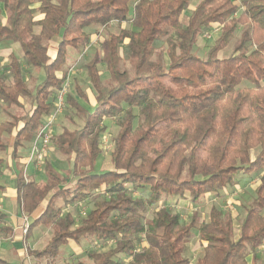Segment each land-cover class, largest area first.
<instances>
[{
	"label": "trees",
	"instance_id": "16d2710c",
	"mask_svg": "<svg viewBox=\"0 0 264 264\" xmlns=\"http://www.w3.org/2000/svg\"><path fill=\"white\" fill-rule=\"evenodd\" d=\"M190 4L0 0V42L19 43L25 64L44 76L32 87L14 53L6 66L11 82L0 72V108H25L22 99L29 104L24 114L0 123V151L13 158L34 141L69 82V47L90 46L86 29L91 26L127 23L109 33L101 53L85 64L82 74L92 85L94 103L72 80L73 91L91 108L70 90L64 95L65 109L83 118L80 128L64 129L51 140V147L72 164L67 174L44 160L45 181H27L21 171L16 176L18 204L32 218L25 237L40 224L53 229L42 250H30L35 264L42 258L55 261L63 246L85 238L116 241L108 250L88 251L91 264H121L119 254L128 256V264H192L185 251L195 229L204 248L196 264H264L259 262L264 174L238 229L231 211L215 206L200 223L196 213L185 222L167 207L156 209L162 198L197 203L222 195L237 183L239 172H264V0H201L185 16ZM216 26L214 45L199 56L194 52L198 37ZM55 38L59 42L53 50ZM233 42L231 53L220 56ZM105 119H115L120 127L110 152L113 168L95 172ZM4 162L0 156V168ZM82 202L94 208L75 226L74 216L63 211ZM149 207L154 208L151 218ZM6 217L0 210V222ZM0 264L10 263L0 259Z\"/></svg>",
	"mask_w": 264,
	"mask_h": 264
},
{
	"label": "rangeland",
	"instance_id": "374dc122",
	"mask_svg": "<svg viewBox=\"0 0 264 264\" xmlns=\"http://www.w3.org/2000/svg\"><path fill=\"white\" fill-rule=\"evenodd\" d=\"M201 0H191L190 8L185 13V16H188L190 11L196 7V5ZM93 28L90 29V34L92 36V44L89 47H69V60L68 64L70 67L68 73V89L71 93L76 97V99L83 104L85 107H91L90 104L87 103L86 100L82 99L81 97L77 96L75 91L72 88V80L73 78L77 79L79 85L83 88L86 95H88L91 103H94V90L92 85L87 82L82 74L83 70L85 69V64L89 62L95 53H101V42L107 37L109 33H118L121 27H127V23H123L122 25L118 22H112L108 27L103 26H92ZM89 31V28L87 29ZM242 26L236 32V38L241 35ZM217 37L215 34L212 38H207L204 34L198 37V41L194 46V52L201 57H205L207 55L208 50L210 47L214 45V41ZM13 43V42H8ZM234 42L231 43L227 48L220 52V56L229 55L233 49ZM14 50L22 59V63L26 69V74L28 78L29 84L33 87L37 85L39 82L43 80V75L40 73L38 69L29 67L24 62V51L21 48L20 44L17 43L14 46L10 47ZM166 57V55L164 56ZM3 57L0 55V70L6 76L7 82H11L12 78L8 75L7 71L4 70L6 64L3 62ZM130 67V64L128 65ZM102 69V78H107L109 76L107 70L101 66ZM137 110H135L136 112ZM25 112L24 109L20 107H5L2 106L0 108V123L3 121H7L11 119V115H22ZM104 124L106 125V132L101 140V149L102 153L98 157L96 164H95V172H103L105 170H109L113 168V164L110 158V152L113 149V141L116 138L120 127L117 124L115 119H105ZM83 125V118L78 115L74 110H66L65 103L63 111L59 114L56 119L54 125L53 134H58L62 132L64 129L74 130L76 128H80ZM33 144V142H32ZM32 146V145H31ZM31 149L29 150L28 157L30 155ZM257 149L252 150V156L256 154ZM0 156L5 157V153L0 151ZM45 160H49L55 169H58L61 174L66 175V171L72 167V164L68 162L66 156L62 155L58 151L54 150L50 146L49 153L45 157ZM27 163V162H26ZM18 164L14 162V166L16 167ZM44 163L40 167H36L37 171L41 172L42 179H44ZM9 171L7 170L6 166L4 165L0 168V183L2 182L3 178L8 174ZM39 174V175H40ZM242 173L236 175L239 178L240 182L237 186H231L227 189V191L220 195H211L202 197L197 203H192L188 199H172V198H162L160 203L157 205L156 209L160 207H167L174 213H178L181 215L183 221L188 222L190 217L196 213L198 216V223L206 220L208 218L209 212L211 211L212 207L215 206L222 211L230 210L233 217H234V225L239 228L240 220L246 215V210L250 205L251 200L256 194V187L260 183V173L255 172L250 174V176H243ZM241 175V176H240ZM243 177V178H242ZM37 177V179L39 180ZM5 179V178H4ZM3 183V182H2ZM224 192V191H223ZM3 201V200H2ZM4 202V201H3ZM62 200L58 201V204H62ZM94 208V204L91 202H82L78 204H73L71 206H65L63 213L66 214L70 212L75 218V226H78L82 223L83 219L87 216L88 212ZM154 214V208L149 207L146 211V216L151 218ZM28 222L25 217V224H24V233ZM29 226V224H28ZM40 227H42L40 229ZM3 233V232H2ZM53 233L52 227L49 225H41L34 230V238L37 250H42L47 243L50 241L51 236ZM1 236V235H0ZM2 239V237H0ZM0 239V240H1ZM37 239V240H36ZM115 240H106L104 242H97L94 238H85L82 240V247L78 248L75 245L73 246H64L61 249V253L55 261H51V259L42 258L40 264H76L79 261H86L91 264V261L88 256V251L93 249L99 250H108L109 248L113 247L116 243ZM6 244V242H4ZM25 246V244H24ZM28 246V242H27ZM30 248V247H29ZM28 248V250H29ZM36 249H32L36 251ZM204 253L203 244L200 240L199 232L197 229L194 230V234L190 239L187 249L185 251V255L189 257L192 261V264H196V262L202 257ZM117 260L121 264H128V256L126 254H119ZM264 261V247L259 252V262ZM34 262V261H33Z\"/></svg>",
	"mask_w": 264,
	"mask_h": 264
},
{
	"label": "crops",
	"instance_id": "0c3cea01",
	"mask_svg": "<svg viewBox=\"0 0 264 264\" xmlns=\"http://www.w3.org/2000/svg\"><path fill=\"white\" fill-rule=\"evenodd\" d=\"M92 28L93 27L91 26V27H89V31L87 30L88 28L86 30L90 33L91 32L90 29H92ZM58 40H59V38H55L51 41V47L53 50L56 49L58 42H59ZM8 42H13V41H2V42H0V55L3 57L2 58L3 62L6 61V62H4V64H6V66L9 63V55L11 53H14L18 58L20 57L16 52H14L13 49L10 48L17 43L16 42L8 43ZM81 47H83V46H81ZM87 47H89V46H87ZM68 55H69V49H68ZM19 59L22 62V59L21 58H19ZM4 70L7 71L6 67L4 68ZM0 72H1V70H0ZM1 73H3V72H1ZM40 73L42 74L41 71H40ZM43 78H44V76H43ZM22 101L24 102V105H25V108H22V109H24L26 111V109L29 108V104L24 99H22ZM89 108H91V107H89ZM17 116H19V115H17ZM47 117L48 116H46L44 119H46ZM32 142L33 141L28 142L24 146L20 147L18 150V157H16V158H13L11 156H7L6 154H5V157L1 156L2 158H5V162H4L3 166L4 165L6 166L9 173L6 174V176L4 177L5 179L3 178V180H2L3 183L2 182L0 183V210L5 212L7 215L6 221L0 222V235H1L0 237H2V239L0 238L1 239L0 240V259L4 260L10 264H35V259L30 253V250H32L34 248L36 249V247H34V244H35V238L33 237L34 236V230L41 225L45 226L44 224L37 225L34 228L32 235L27 239L25 237L24 232H23L24 224H25V217L27 219L28 224L32 221V218L29 215H26L21 211V208H20V206L18 204V200H17L16 176L20 171L22 172V174L24 176L25 167H27V171H26V177L24 176V178L27 181L30 179H35L37 182L41 183V182L45 181L47 178L45 171L43 174V177L45 175L44 179H42V177L39 178L41 176V174H40L41 172L37 171L36 167L32 163H26L27 162V156H28L29 150L31 149ZM251 157H252V160H254L256 157V154H254V156H252V151H251ZM14 162H17V164H18L16 167L14 166ZM56 170L59 171L58 169H56ZM239 173H242L241 175H243L245 177L250 176V174H248V173H244V172H239ZM258 173H260V172H258ZM262 174H264V172L260 173V177ZM37 177L39 178V180L37 179ZM236 179H237V183H235L234 186H237L240 182L239 178L236 177ZM227 189L222 194H224L227 191ZM41 228L42 227H40V229ZM4 242H6V244H4ZM27 242H28V246H27ZM24 244H25V246H24ZM70 245L71 246L75 245V247L77 246L78 248H81L83 244H77L75 242H71L70 244L65 245V246H70ZM28 248H29V250H28Z\"/></svg>",
	"mask_w": 264,
	"mask_h": 264
},
{
	"label": "built area",
	"instance_id": "2783aa9c",
	"mask_svg": "<svg viewBox=\"0 0 264 264\" xmlns=\"http://www.w3.org/2000/svg\"><path fill=\"white\" fill-rule=\"evenodd\" d=\"M219 31V26H216L213 31L207 32L206 37L210 38L213 33H216ZM68 88V81L64 85L62 91L60 92V95L56 102V107L54 111L46 118L44 124L39 129L33 144L31 146V152L28 157L27 163H32L35 167H40L45 160V157L49 153L50 150V144L53 137V131H54V125L56 122L57 117L59 114L63 111L64 108V95ZM26 171L27 167L24 169V176L26 177ZM27 220V219H26ZM28 229V224L26 226V229Z\"/></svg>",
	"mask_w": 264,
	"mask_h": 264
}]
</instances>
